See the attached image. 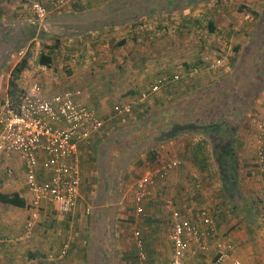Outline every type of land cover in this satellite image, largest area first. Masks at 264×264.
I'll list each match as a JSON object with an SVG mask.
<instances>
[{"label":"crops","instance_id":"1","mask_svg":"<svg viewBox=\"0 0 264 264\" xmlns=\"http://www.w3.org/2000/svg\"><path fill=\"white\" fill-rule=\"evenodd\" d=\"M213 1L71 0L39 23L31 5L39 2L50 8L51 0H0V134L11 101L18 98L22 101L34 83H40L48 97L73 92L82 104L109 120L103 132L80 147L82 184L78 207L70 214H60L54 206L45 205L35 235L29 241L15 240L30 219L31 195L24 165L18 157L7 161L0 156V194L18 195L26 203L25 208H17L0 202V238L10 240L0 244V264H132L130 259L139 264L134 238L137 230L142 234L148 264H169L173 248L167 200L191 218L206 208L214 219L216 232L207 241L209 250L189 255L187 264H210L216 257L218 244L225 245L232 258L244 264H264V177L258 164L259 124L264 118L257 125L254 119L257 112L264 115V91L262 96H259L261 91L254 95L256 86L262 83L261 72L264 73V62L260 61L264 58L260 56L264 20L261 27L253 28L252 23H246L241 30L220 31L213 16L210 18V39L225 35L228 40L223 48H228V41L232 45L226 54L231 56L230 67L224 73L207 69L193 72L202 64L201 55L208 47L219 48L211 40L202 54L196 48L189 51L185 47L175 55L171 46L154 44V47L143 40L153 37L158 30L167 32L159 24L173 16H183L185 21L201 28L200 21L214 12L211 9L214 3L222 2ZM223 1L232 5L235 2ZM246 2L253 14L259 13L256 6L261 1ZM247 19L251 21V15ZM206 42L203 40L204 47ZM233 47H240L239 56L234 54ZM43 53L52 58L49 66L39 64ZM27 55L31 57L29 68L12 94L9 87L12 71ZM236 57L238 68L232 70L231 62ZM177 76L178 81L141 100L142 94L160 78ZM133 103L130 115L111 119L118 107ZM175 124H197L212 129L187 131L159 142L161 134ZM128 127L134 130L131 142L143 135L147 137L150 146L147 151H155L157 161L152 164L145 152L143 164L137 169L130 166L129 179L123 182V175L115 171L113 163L107 169L104 167L109 154L99 155L100 147L96 145L106 135H118ZM216 141L233 145L240 165L238 191L227 200L215 165ZM203 142L206 170L192 160L194 149ZM121 153H113V160ZM172 161H180L181 165L159 183L155 197L144 204V213L136 215L134 200L125 199L132 176L137 183L143 175ZM40 173L41 181L48 179ZM110 183L115 187H110ZM98 191L104 198L103 206L91 205L98 198ZM112 193L118 204L110 207L106 200ZM210 195L212 201L208 200ZM127 228L135 230L133 237ZM67 243L70 245L67 255L60 257ZM192 249H197V245L193 243Z\"/></svg>","mask_w":264,"mask_h":264},{"label":"built area","instance_id":"2","mask_svg":"<svg viewBox=\"0 0 264 264\" xmlns=\"http://www.w3.org/2000/svg\"><path fill=\"white\" fill-rule=\"evenodd\" d=\"M71 0H51L48 8L42 3L31 5L36 21H45L52 11H60ZM202 64L193 69L220 72L229 67L222 56L201 59ZM175 78H160L151 88L142 94L141 100L173 81ZM135 104L123 105L114 112V117L130 115ZM110 119V120H111ZM108 119L100 117L96 111L82 104L75 93L66 91L48 97L40 83H34L22 98L17 112L8 111L4 128L0 134V156L7 161L18 157L25 169L26 184L31 195L29 203L30 219L24 232L15 240L29 241L35 235L42 208L54 206L60 214H70L78 207L82 170L80 147L89 142L93 136L104 131ZM259 171L264 177V120L259 124ZM181 165L180 161H172L159 165L150 173L137 180L134 203L135 213H144V204L153 199L160 182L166 181L170 174ZM48 176L41 181L40 172ZM9 174L12 171L9 170ZM170 213V240L173 255L169 264H187L188 256L198 252H207L208 239L215 235L214 219L209 209L203 208L191 218L177 209L171 200L166 201ZM139 254V264H148L142 234L137 230L134 234ZM8 238H0V244L8 243ZM197 249H192V244ZM70 248L69 243L63 245L59 256L65 257ZM217 254L210 264H244L232 258L225 245H217Z\"/></svg>","mask_w":264,"mask_h":264},{"label":"rangeland","instance_id":"3","mask_svg":"<svg viewBox=\"0 0 264 264\" xmlns=\"http://www.w3.org/2000/svg\"><path fill=\"white\" fill-rule=\"evenodd\" d=\"M218 1V0H215ZM213 1V2H215ZM235 2L232 4H227L226 1L220 2V3H214V6L211 7V9L214 11L212 12V15L210 13V15H207V17H205V19L201 20V28H197L196 24H194L192 21H188V20H184L183 16H179L178 18L173 16L174 18H170L167 21H163L160 22L161 24H159V28L163 27L165 29H167V32H164L162 29L159 31L158 33H156L153 37L148 38V39H143L144 41L148 40V42L160 45V46H171L172 48V54H178L179 50H183L185 49V47L189 50H199V52H203L206 50L207 46H208V40H211V43L214 45H217L219 48H215L213 47V49L210 47H208V51H205L206 53H201V59L203 57L209 56L210 58H215L216 56H222L226 62V59H228V67H230L229 65V59L231 56H227V52L229 50L232 49V45L229 44L228 41V48H231L228 50V48H223L225 43L228 40V37H226L225 35H219L217 36V38L215 40L210 39V34H209V20L210 18L213 16L214 18V23L215 25L217 24V27L220 31L225 30L227 31L228 29H232L235 28L237 30H241L243 27L246 26V23H252L253 24V28H257V27H261L263 25L262 21L264 20V0L262 2V0H257V1H261V5L259 7H257L256 5V10L259 11V13L256 12V14H259V16H256L255 14H253V12L250 10V7L247 5L246 0H234ZM28 3V2H27ZM247 15H251V21L249 19H247ZM193 17V16H192ZM176 18V19H175ZM190 19V18H189ZM192 19V18H191ZM262 20V21H261ZM166 23V24H164ZM155 26V24H153ZM155 27H158V25H156ZM158 28V29H159ZM227 28V29H226ZM203 40H207V45L206 47H204L202 45ZM263 43V42H262ZM262 43H260V46L262 45ZM196 45V46H195ZM259 46V47H260ZM155 47V45H154ZM214 49H216L217 51H215ZM234 49V47H233ZM262 50V52L260 53V56L264 57V45L262 46V48H260ZM202 50V51H201ZM250 52V51H249ZM237 55V54H236ZM263 60V59H262ZM227 70V69H226ZM253 71V70H251ZM250 71V72H251ZM261 71V69H260ZM222 72L224 73L225 71L222 70ZM259 80L262 81V83L258 84L256 86V90L254 92V94H256L259 90L261 91L259 96H262L263 94V87H264V83H263V77L262 75L259 77ZM257 103L254 102V105ZM21 105V100L18 98L14 101H11L10 103V110L13 111L14 113L17 112L20 108ZM253 105V106H254ZM7 116V114H6ZM262 117L264 118V115H261V113H256L254 119H256V125L257 123H259L262 119ZM131 126V125H130ZM120 133V132H119ZM120 135L124 140V142H128V144L130 143V145L124 149V151L118 155L116 160H113L112 158V152L109 153V157L108 160L105 163V167L106 169L109 168L112 163H113V168H115V171L118 170L119 173L125 169H127V172H131V168H136L137 169V164L133 165L129 170L128 168L133 164V162L136 160H138L139 158H144V154L143 152H146L147 150V137L143 135V137H140L139 139H134L133 142L132 139L135 136L134 135V130H132L131 127L128 128H124V130H121V134L118 135V137H120ZM142 151V154H141ZM139 153L141 154L139 156ZM130 154V155H128ZM130 160V161H129ZM119 161V162H118ZM139 167V166H138ZM124 168V169H122ZM110 171V170H109ZM133 175L137 174L135 173V170L133 171ZM133 180L129 186L128 192L126 193V201H131L134 200V187H135V176H132ZM114 186V183L111 185L110 183V187ZM161 198L164 199L165 196L161 195ZM114 198V194L112 193V195L110 196V198L108 197V199L106 200V203L112 207L116 204H118V202H116L115 200H113ZM119 198L121 199V196H119ZM212 197L210 195V197H208V200H211ZM113 200L114 202L110 201ZM212 201V200H211ZM199 203V202H198ZM95 204L97 206V202L95 201V203L92 201L91 205ZM104 204V200H102V205ZM204 204V203H203ZM204 207V206H203ZM201 207V208H203ZM205 207L210 208V206L206 205ZM132 218H134V215H132ZM131 228V227H130ZM127 228V232L130 235V237H133V233H134V229H130ZM191 257V256H190Z\"/></svg>","mask_w":264,"mask_h":264},{"label":"trees","instance_id":"4","mask_svg":"<svg viewBox=\"0 0 264 264\" xmlns=\"http://www.w3.org/2000/svg\"><path fill=\"white\" fill-rule=\"evenodd\" d=\"M255 15L259 16V14H255ZM213 32H214V29H213V27H211V33H213ZM233 52L235 55L237 54L239 56L240 47L234 48ZM30 58H31L30 55H27L26 57H24L15 66V68L12 71L10 83H9V87H10L12 94H14L18 90V81H19L20 77L22 76V74L29 68ZM262 59L264 62V58H260V61L262 62ZM237 61H238L237 57H236V59L232 60V62H231V64H232L231 69L232 70L238 68ZM51 62H52L51 56L45 55L44 53L40 55V57H39V64L40 65L49 66L51 64ZM201 62L202 61H200V63ZM252 70L254 71L253 68H252ZM261 75H262L263 80H264V73L261 72ZM255 90H254V92H255ZM258 92H260V90ZM258 92L254 95H257ZM113 126H115V123L113 124ZM118 135L117 134H114V135L111 134V136L106 135L103 139L98 140L96 148L100 147L99 155L107 156L111 152H112V154L115 152H116V154H118V153H121L122 151H124V149H126L129 146L128 142H126V141L124 142L123 138L121 137L123 135H120V137H118ZM210 136H213V135H210ZM213 145H214V151H215V161H216L215 165L217 166L218 174H219V178H220L219 183L221 184L223 196L225 197V200H227L231 196L234 197L233 194L238 191V185H239L238 171L240 169L239 168L240 167L239 161H237L236 150H235V148H233V145L226 144V142L223 143V142H219V141H216ZM147 147H148L147 150H149L150 149L149 144ZM147 150H146V152H147L148 160L152 164L155 163L157 161V153L153 150H150V151H147ZM205 152H206V150H205L204 142L198 144L196 146V148L194 149V152H193L194 159H192L193 162H196V164L204 170L208 169L207 156H206ZM143 153H145V152H143ZM141 154H142V151H141ZM141 154L139 153V156ZM128 155H130V154H128ZM135 162L136 163H133V164H137L138 166H140L143 164L144 160H143V158H139ZM133 164L131 166H133ZM104 167H105V165H104ZM122 169H124V168H122ZM120 175L121 176L123 175V177H124L123 182L128 181L129 172H127V169L126 170L124 169L123 172L121 171ZM98 194H99V196L96 199V202L98 203L97 206H101L102 200H104V198L101 195V191H98ZM114 198H115V196H114ZM0 202H2L3 204H6V205H11V206L17 207V208H25V206H26L25 200L21 199L18 195L8 196V195L0 194ZM132 210H134V208ZM132 221H133V218L131 219V223H132ZM130 262H132V264H136L135 259H130Z\"/></svg>","mask_w":264,"mask_h":264},{"label":"water","instance_id":"5","mask_svg":"<svg viewBox=\"0 0 264 264\" xmlns=\"http://www.w3.org/2000/svg\"><path fill=\"white\" fill-rule=\"evenodd\" d=\"M209 129H212V128L206 127V126H199L197 124H185V125L175 124L171 126L170 131L162 133L161 136L157 140L159 142H164V141L174 139L179 133H183L187 131H194V130L195 131L203 130L206 132Z\"/></svg>","mask_w":264,"mask_h":264}]
</instances>
